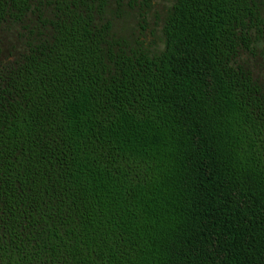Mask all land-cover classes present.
<instances>
[{
  "label": "trees",
  "instance_id": "obj_1",
  "mask_svg": "<svg viewBox=\"0 0 264 264\" xmlns=\"http://www.w3.org/2000/svg\"><path fill=\"white\" fill-rule=\"evenodd\" d=\"M110 2L0 0V264H264V0Z\"/></svg>",
  "mask_w": 264,
  "mask_h": 264
},
{
  "label": "rangeland",
  "instance_id": "obj_2",
  "mask_svg": "<svg viewBox=\"0 0 264 264\" xmlns=\"http://www.w3.org/2000/svg\"><path fill=\"white\" fill-rule=\"evenodd\" d=\"M171 1L172 0H150L151 6L145 9L141 18H139L134 9L130 10L125 4H123L122 7L123 11L118 14L119 11L116 10L115 4L110 2L109 6L107 5L106 7V15L112 22L111 32L113 36L118 40L122 39L129 43L137 37L138 41L141 43L140 46L146 49H160L162 45L157 38L156 27L158 26L153 25V13L155 12L161 16L165 9L171 4ZM140 26H144V29H141ZM17 29L21 32L18 27ZM4 33L0 37V46L4 50L0 59L11 60L12 56L7 53L6 47L20 44L22 39L20 35L14 31L10 30ZM260 48L264 54V42L261 43ZM240 62L252 66L256 74L264 76V55L259 56L258 54L252 55L248 52H243L240 55Z\"/></svg>",
  "mask_w": 264,
  "mask_h": 264
}]
</instances>
